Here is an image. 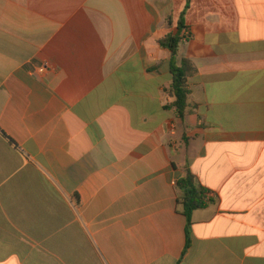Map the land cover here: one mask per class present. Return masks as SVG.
<instances>
[{
    "label": "crops",
    "instance_id": "obj_1",
    "mask_svg": "<svg viewBox=\"0 0 264 264\" xmlns=\"http://www.w3.org/2000/svg\"><path fill=\"white\" fill-rule=\"evenodd\" d=\"M186 2L0 0V264H264V0H190L182 121Z\"/></svg>",
    "mask_w": 264,
    "mask_h": 264
},
{
    "label": "trees",
    "instance_id": "obj_2",
    "mask_svg": "<svg viewBox=\"0 0 264 264\" xmlns=\"http://www.w3.org/2000/svg\"><path fill=\"white\" fill-rule=\"evenodd\" d=\"M189 9L190 0H187L177 23L178 32L176 34H169L160 41V45L168 49L172 54L170 61L172 83L169 94L174 98V102L167 109H174L177 117L182 121H185L188 114V100L190 95L188 79L193 71L191 60L179 57V47L184 41L181 33L186 28L184 20ZM168 23L169 25L172 24L171 18L168 20ZM183 140L185 145L188 146L189 138L184 136ZM177 188L179 191L178 204L182 207V213L187 220L184 256L192 246L191 227L193 213L214 204L215 200L208 197L210 190L202 186L198 182L196 175L191 171L188 156H186L185 176L177 182Z\"/></svg>",
    "mask_w": 264,
    "mask_h": 264
},
{
    "label": "built area",
    "instance_id": "obj_3",
    "mask_svg": "<svg viewBox=\"0 0 264 264\" xmlns=\"http://www.w3.org/2000/svg\"><path fill=\"white\" fill-rule=\"evenodd\" d=\"M182 37H183V40H184V41H186V40L189 39L190 34H189L188 30H184V31L182 32ZM208 197H210V196H208Z\"/></svg>",
    "mask_w": 264,
    "mask_h": 264
}]
</instances>
